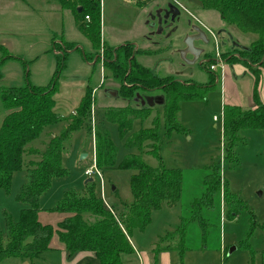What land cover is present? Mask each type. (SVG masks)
<instances>
[{
    "label": "rangeland",
    "instance_id": "374dc122",
    "mask_svg": "<svg viewBox=\"0 0 264 264\" xmlns=\"http://www.w3.org/2000/svg\"><path fill=\"white\" fill-rule=\"evenodd\" d=\"M176 1L179 5L172 4L178 10L176 15L170 12L168 3L161 0L160 7H154L156 1L151 2L146 6V11L134 17L139 12L135 6L120 0H99L100 27L104 23L105 41L100 28L101 41L97 50L91 47L77 29L72 15L55 4L47 0L0 1V46L7 52L5 56L0 53V90L23 87L27 80L31 85L45 87L54 78H58L57 91L53 95L54 112L62 118L73 115L82 99L90 95L91 116L88 124L91 133L85 130L76 132L65 145L62 157V166L68 177L65 186H73L67 187L64 192L74 190L84 194V181L91 179L95 192L108 208L113 209H109L113 215L123 212L124 206L132 202L129 180L135 173L133 170H118L116 165L128 154L139 155L150 167H157L158 161L146 153L148 149L145 146L142 149H127L124 140L118 136L116 125L105 121L102 113L125 107L141 109L146 104V96H152L151 101L154 103L149 117L144 122L135 121L128 134L149 129L154 120H159L162 166L179 169L182 184L176 204L152 212L151 222L146 229L132 233L130 240L135 255L142 259L143 252H146L148 264H154L155 260L156 264H160L161 260L155 250L157 246L162 248L166 245L160 239L188 221L185 226L183 256L179 259V252H168V264H264V136L252 129L239 132L241 141L232 148L230 158L233 160L237 157L238 161L236 164L226 162L225 146L222 148L223 109L217 84L219 72L210 75L211 71L206 70L210 65L216 66L217 70L223 64L230 70L238 66L243 69L245 80H249L250 76L254 78L255 87L264 66L259 64L260 70L253 73L243 63L226 61V58L233 50L240 52L250 47L257 37L243 34L234 26L226 25L216 12L203 10L196 0ZM159 8L163 11L160 16L156 13ZM135 21H138L136 27ZM200 21L209 30H204ZM143 22L147 23L145 29L142 28ZM190 31L199 32H193L194 36L201 35L193 44L187 39ZM124 40L135 41L138 45L136 47L131 43L126 44L131 45L133 52H136V61L159 77L171 76L180 82L191 81L201 85L213 81L216 88L218 86L204 99L180 104L178 121L185 129L184 133L165 134L161 91H154L153 94L139 92L136 93L137 98L133 96L131 100L119 94L120 84L113 73L106 69L104 53L105 46L118 48ZM241 41L248 45H242ZM65 42L70 44L66 45ZM204 59H208L203 64L206 68L199 64ZM256 68L254 65L253 69ZM123 85L127 86L125 83ZM248 87V84L239 85L242 95L240 102L245 110L247 106L243 95ZM253 103L255 106L263 105L258 96L256 100L253 99ZM8 113L0 103V125ZM65 125L63 121L44 128L39 137L27 147L44 150L49 136L58 135ZM93 128H104L116 148V165L114 168L100 170L101 179L96 176L85 177L83 173L93 164ZM78 152L85 153L87 157L80 161L77 158ZM74 153V159L67 161V155ZM22 158L24 164L34 159L25 155ZM214 164L219 167L221 183L226 180L230 192L247 207V211L233 219L225 218V204L221 195L210 208L199 210L201 219L193 217L200 206L197 201L204 192V178L210 174L208 168ZM25 174L24 170L15 173L8 191L0 190L1 231H4L6 216L14 222L19 219L23 207L17 202L16 196L24 183L18 179L25 182ZM14 185L15 193L12 189ZM61 218V214L46 208L39 214L38 220L41 224H50L55 228ZM50 248L39 259L26 262L6 259L0 264H63L60 253L64 250L56 235L52 238ZM127 258L122 256L123 261ZM65 260L66 264H97L94 258L75 262L66 253Z\"/></svg>",
    "mask_w": 264,
    "mask_h": 264
},
{
    "label": "trees",
    "instance_id": "16d2710c",
    "mask_svg": "<svg viewBox=\"0 0 264 264\" xmlns=\"http://www.w3.org/2000/svg\"><path fill=\"white\" fill-rule=\"evenodd\" d=\"M59 9L69 12L77 29L94 50L100 43V5L99 0H48ZM205 11L216 12L222 22L234 26L243 34H253L257 39L250 47L238 52V58L229 54L226 61L241 62L253 73V66H264V0H196ZM81 12H78V9ZM88 21H85V18ZM69 49L72 47L66 46ZM0 53L7 54L0 46ZM131 45L112 49L105 46L104 65L113 73L120 84L119 94L126 100L137 98L139 92L153 94L162 92V122L165 134L184 133L179 124L180 104L184 101L204 99L216 89L213 81L208 85H199L191 81H177L173 77H159L140 65L135 59ZM87 55V54H84ZM231 55V56H230ZM59 59V57H56ZM263 60V61H262ZM205 67L204 65H200ZM210 71L209 68H206ZM58 78L49 85L38 87L28 80L23 87H6L0 90V103L3 110L9 112L0 125V190L8 191L15 173L24 170L25 182L16 196L23 209L19 219L14 222L5 217L4 231L0 230V263L6 259H19L22 262L39 259L51 250L54 235L70 259L78 253H91L97 264H123L122 255L133 254L129 239L134 231L143 232L151 222L152 212L165 206L176 204L180 197L182 174L179 169L162 166L159 154V120H154L149 129L128 134L135 121L144 122L149 117L152 106L146 107L152 96H146V104L141 109L122 108L106 110L102 113L105 121L115 124L118 136L124 140L127 149L144 146L146 153L158 161L157 167L145 164L139 155L128 154L116 165V148L104 128H93L95 164L98 170L116 168L133 170L129 180L132 202L124 206L123 212L113 215L95 192L92 183L85 185L84 194L74 190L64 192L61 199L51 209L62 218L55 228L50 224H41L39 200L46 193L53 180L67 176L62 166V157L67 141L76 132L85 130L91 133V99L87 94L73 115L62 118L54 112L53 95L57 91ZM125 83L127 86H124ZM137 93V94H136ZM253 99H257L254 87ZM154 102L152 101V104ZM223 143L225 159L236 164L238 159L231 158V150L241 141L239 132L252 129L264 136V104L253 110L236 106H223ZM66 122L65 127L56 136H49L44 150L27 147L37 139L46 127ZM224 145V146H223ZM224 149V150H225ZM30 156L25 164L23 156ZM210 174L204 178V192L197 201L198 211L193 217L201 219V208L208 209L219 196L225 204L224 216L233 219L239 213L247 211L246 205L234 197L225 181L221 183L218 165L208 168ZM188 221L172 233L165 235L160 242L164 247H156V252L176 251L179 259L183 256L185 226Z\"/></svg>",
    "mask_w": 264,
    "mask_h": 264
},
{
    "label": "crops",
    "instance_id": "0c3cea01",
    "mask_svg": "<svg viewBox=\"0 0 264 264\" xmlns=\"http://www.w3.org/2000/svg\"><path fill=\"white\" fill-rule=\"evenodd\" d=\"M0 1H6L7 3H9L10 1H12V0H0ZM20 2H24L25 0H19ZM121 2H123V3H126L127 5H130V6H135V7H137V8H139V12H137V14L135 13V15H134V17L136 16V15H138L139 16V14L141 13V12H144V11H146V6L147 5H149L151 2H155L156 1V4H154V7H156V6H161L162 5V3L160 2V1H158V0H120ZM167 3H168V6H173L172 4H171V2H169V0H165ZM47 2H48V0H47ZM52 3V2H51ZM49 6V5H48ZM159 6V7H160ZM174 7V6H173ZM173 10V9H172ZM171 10V11H172ZM162 10L159 8L157 11H156V13H157V15L158 16H160V15H162ZM172 12H175V11H172ZM171 12V13H172ZM33 13H35V12H33ZM197 19V18H196ZM195 22V21H194ZM137 24H138V21H135L134 22V26L136 27L137 26ZM140 24V23H139ZM142 24V28H144L145 29V25L147 24V23H141ZM200 25H202L201 27L202 28H204V30H209L208 28H207V26H205L201 21H200V23H199ZM76 26V25H75ZM77 27V26H76ZM101 35H102V39H103V41H105V39H104V37H105V34L103 33V31H104V23L102 24L101 23ZM159 32H161L162 33V31L161 30H158ZM158 31H156V33L155 34H157V32ZM191 32V33H190ZM190 32H188V34L187 35H189L190 37H193L194 35H193V32L195 33H197V34H199V32L198 31H190ZM190 33V34H189ZM251 35V34H250ZM253 35V34H252ZM188 36V37H189ZM196 36V35H195ZM254 36H256V35H254ZM196 37H198V35L196 36ZM257 37V36H256ZM257 38H255V40H256ZM196 40V38H193V40H192V44H193V41H195ZM254 41V40H253ZM252 41V42H253ZM61 42V41H60ZM64 42V41H63ZM126 43H131L132 45H135V47L136 46H138L136 43H135V41H131V40H124V42L122 43V46L123 45H125ZM65 44L66 45H69L70 43H68V42H65ZM107 44V43H106ZM241 44L242 45H248V43H246V42H243V41H241ZM108 45V44H107ZM237 46H239V44H236ZM121 46V45H120ZM237 46H235L236 48H237ZM115 49L117 48V47H115V46H113ZM236 48H234V49H236ZM53 53V52H52ZM231 55L233 56V57H235V58H238V54H237V52H236V50H233V52L231 53ZM230 55V56H231ZM56 57H58V56H56ZM205 62H208V59H204V60H202L199 64L200 65H203ZM139 63V62H138ZM140 64V63H139ZM142 65V64H141ZM143 66V65H142ZM145 67V66H144ZM255 67H257L256 68V71H259L260 69H259V67L256 65ZM145 68H147V67H145ZM209 68V67H208ZM217 68V67H216ZM147 69H149V68H147ZM150 70V69H149ZM151 71V70H150ZM219 72V80L217 81V84H218V86L220 87V92H221V97H220V104L222 105V109H223V106H236V107H240V108H243L242 106H241V100L240 99H242V95H241V93H240V89H239V85H244V84H248L249 85V87L246 89V91L244 92V95L243 96H245V103H246V106H247V110L248 109H251V110H253V109H255L256 108V106L254 105V103H253V95H254V85H255V83H256V81H255V83H254V78L253 77H251L250 75H247V76H250V79L249 80H245V74H243V69L242 68H240V67H238V66H234L233 68H232V70H230V69H228V66L226 65V64H223L221 67H220V69L219 70H217L216 69V71H215V73L216 72ZM152 72V71H151ZM153 73V72H152ZM210 73H213V72H209V74ZM214 74V73H213ZM213 74H210V75H213ZM156 75V74H155ZM156 76H158V75H156ZM162 77H168V76H162ZM169 77H171V76H169ZM210 81V80H209ZM209 83V82H208ZM207 83V84H208ZM199 85H201V84H199ZM205 85V84H204ZM218 86H217V88H218ZM256 87V92H257V96H258V100L259 101H261L263 104H264V71H262V70H260V76H259V79H258V83H257V85L255 86ZM216 88V89H217ZM215 89V90H216ZM214 92V91H213ZM108 94H109V92H108ZM111 95H113V92L111 93ZM228 99V100H227ZM147 103V102H146ZM148 105V104H147ZM82 155H85V156H82ZM69 155H67V161L69 160H73L74 159V156H75V153L74 154H72V155H70L69 157H68ZM81 157H83V158H81ZM87 157V155L85 154V153H83V152H78L77 153V158L80 160V161H82V160H84L85 158ZM84 173V172H83ZM83 173H82V175H83ZM15 178V177H14ZM15 180V179H14ZM14 180H13V183H14ZM18 180H20L22 183H24V181H22L20 178L18 179ZM88 179H86L85 181H84V184L86 185L87 183H86V181H87ZM92 182V181H91ZM21 183V184H22ZM68 183V177H63V178H60V179H55V180H53V182H52V184H51V186H50V188H49V190L46 192V193H44L41 197H40V200H39V208H40V213L42 212V211H45V209L46 208H50V210L53 208V206L55 205V203H57L60 199H61V197H62V195L64 194V189H67V187H71V186H73V184L72 185H70V186H65V184H67ZM17 184V181H16V183H15V185ZM15 185H14V187H12V189H13V193H15V191H14V188H16L15 187ZM105 204V203H104ZM21 205V204H20ZM22 206V205H21ZM106 207H107V205H105ZM108 208V207H107ZM108 209H110V210H113L112 208H108ZM129 243H130V245H131V247H132V249H133V254H130V255H122V256H128L129 258H127L125 261H123V259H122V256H121V261H122V263L123 264H148V257H147V255H145L146 254V252H143V258L142 259H140V257L138 256H136L135 255V252H134V246L132 245V243H131V240L129 239ZM154 251V250H153ZM168 252H170V251H162V252H158V257H159V260H161V262H160V264H168V255H167V253ZM149 255L151 256V254L149 253ZM60 256H61V258H60V260L63 262V264H66V260H65V253H64V251H61V253H60ZM133 256H135V257H133ZM74 258V260H75V262H82L84 259H93L94 258V256H93V254H91V253H78V254H76V255H74L72 258H70V259H73ZM95 259V258H94ZM154 264H156V260L154 261Z\"/></svg>",
    "mask_w": 264,
    "mask_h": 264
},
{
    "label": "built area",
    "instance_id": "2783aa9c",
    "mask_svg": "<svg viewBox=\"0 0 264 264\" xmlns=\"http://www.w3.org/2000/svg\"><path fill=\"white\" fill-rule=\"evenodd\" d=\"M171 4H176L179 5L178 2L176 0H171ZM86 21H88V18H85ZM209 70L211 72H215L216 71V66L210 65L209 66ZM93 131V130H92ZM93 135V134H92ZM94 136V135H93ZM93 149V148H92ZM93 153H94V157L92 158L93 164L92 166L84 171V176L85 177H93L96 176L98 179H101V174H100V170H98L96 168V164H95V150L93 149Z\"/></svg>",
    "mask_w": 264,
    "mask_h": 264
},
{
    "label": "water",
    "instance_id": "95a60500",
    "mask_svg": "<svg viewBox=\"0 0 264 264\" xmlns=\"http://www.w3.org/2000/svg\"><path fill=\"white\" fill-rule=\"evenodd\" d=\"M172 9H173V10H172ZM169 10H170V12L175 11V12H172V13L175 14V15L178 14V10H177L175 7H173V6H169ZM171 10H172V11H171ZM78 12H81V9H80V8L78 9ZM196 36H197V35H196ZM196 36H193V37H190V36H189V37H187V39H190L189 42L192 43L193 38H196V39H197V38H199L201 35H198V37H196ZM147 102H148V105H150V106L152 105V101H151V100H149V101H147ZM82 156H85V155H82ZM81 158H83V157H81ZM91 181H92L91 179H88V180L86 181V183H91Z\"/></svg>",
    "mask_w": 264,
    "mask_h": 264
}]
</instances>
